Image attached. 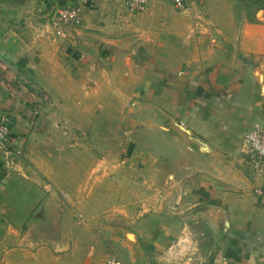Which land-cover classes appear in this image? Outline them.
I'll use <instances>...</instances> for the list:
<instances>
[{
  "label": "crops",
  "instance_id": "crops-1",
  "mask_svg": "<svg viewBox=\"0 0 264 264\" xmlns=\"http://www.w3.org/2000/svg\"><path fill=\"white\" fill-rule=\"evenodd\" d=\"M28 1L0 6V115L13 121L0 149V264L98 263L71 220L87 174L89 202L104 195L129 224L120 254L104 255L264 264V165L253 170L242 147L264 129V0H149L136 14L122 0ZM76 1L82 24L51 38L40 23ZM49 110L88 137L48 138L36 114ZM25 218L54 232H23Z\"/></svg>",
  "mask_w": 264,
  "mask_h": 264
},
{
  "label": "rangeland",
  "instance_id": "rangeland-1",
  "mask_svg": "<svg viewBox=\"0 0 264 264\" xmlns=\"http://www.w3.org/2000/svg\"><path fill=\"white\" fill-rule=\"evenodd\" d=\"M19 1L21 0H0V6L1 5L7 6L8 3L16 4ZM28 2H31L32 6L36 7L39 6L42 1L29 0ZM45 113L46 116H44L43 113L41 114V112H40L41 115L38 113L36 114V116L37 119L39 120L42 119V121L44 122L43 129L45 132H47L48 138L55 140L56 139L54 134L55 132L60 135H63L64 139L66 140V143L69 142L68 137L73 136V134H76L77 137L78 135L82 138L88 137L87 132L85 130L82 129L74 130L73 128H71L73 126H70L69 122L72 121V118L69 114L63 113L62 115H59V114L51 113V110L45 111ZM49 125H51V127L53 128V133L51 132V130H48L47 127ZM102 178H103L102 176L99 177L97 175L95 177L96 183L102 181L103 180ZM93 180H94V175L92 176L87 174L86 179L84 178L82 179V185L80 186V192H78L77 194V200H75L74 196L71 195L77 207L76 208L73 205L71 220L75 225H78V228H80L79 234L80 237H82L81 242L84 241L83 247L85 252L87 253L88 249L90 250V246L94 245L95 248L94 250H97L98 252V256L95 258V260L98 262L97 264H103L105 257L104 252L114 250L118 253V255L120 254L121 245L119 240L116 239V237H121V234H123V232L125 233V231H127V229L129 228V224L126 223L125 220L123 219L124 216H126L125 214L126 210L109 209L108 204H106L105 202L108 201V199H106L104 195H102L101 200H94L91 203L89 202L90 197H93L95 195L94 192L91 193V191L95 190L93 189V185H92ZM58 196L60 197V200H65L62 197L61 193H59L53 197L52 199L53 205L56 204V201L58 200L57 199ZM146 199L148 200L151 199V195L150 194L146 195L145 200ZM63 202L66 206V203L68 204L70 201L69 202L63 201ZM63 202H61L62 203L61 205H64ZM53 211L54 209L51 210V212L49 211L48 213H51L53 215L55 213ZM23 224H24L22 226L23 232L31 231L36 234H38L40 231H45L48 233L54 232V228L52 227V225L43 226L42 224L39 225V223L37 222L38 224L37 226L33 225L31 227L30 220L28 221V218H25ZM114 238L116 239L115 241Z\"/></svg>",
  "mask_w": 264,
  "mask_h": 264
},
{
  "label": "built area",
  "instance_id": "built-area-1",
  "mask_svg": "<svg viewBox=\"0 0 264 264\" xmlns=\"http://www.w3.org/2000/svg\"><path fill=\"white\" fill-rule=\"evenodd\" d=\"M149 0H122V5L129 14L142 12ZM177 10H191L194 0H168ZM85 2L76 1L69 5H54L40 23V27L54 39L68 40L73 37L75 30L82 24L85 12ZM12 119L9 115H0V149H5L12 133ZM244 156L255 171H260L264 165V129L256 126L248 131L242 139ZM91 247L88 255H93ZM103 264H123L119 256L111 251L107 252ZM216 264H227L223 259Z\"/></svg>",
  "mask_w": 264,
  "mask_h": 264
}]
</instances>
